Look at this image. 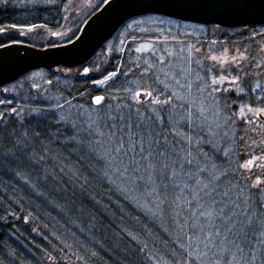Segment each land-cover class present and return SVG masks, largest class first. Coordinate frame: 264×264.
I'll return each mask as SVG.
<instances>
[{
    "label": "rangeland",
    "instance_id": "obj_1",
    "mask_svg": "<svg viewBox=\"0 0 264 264\" xmlns=\"http://www.w3.org/2000/svg\"><path fill=\"white\" fill-rule=\"evenodd\" d=\"M101 4L103 0H68L63 22L21 35L38 45L68 39ZM44 5L0 0V10ZM207 33L206 26L163 17L135 18L87 65L52 69L47 75L36 71L1 89L0 107L19 121L52 120L57 130L73 137L70 155L93 157L112 173L114 184H131L132 192L150 196L146 213L162 226L164 217H170L157 211L163 205L155 189L164 191L161 200L169 201L172 216L169 222L164 219L169 232L164 231L186 254L184 264H262L264 207L255 200H264V187L257 188L264 183V124L258 120L264 113V84L249 74L243 80L235 77L248 58L230 44L202 41ZM83 76L99 77L92 84L100 96L73 94L72 86ZM115 77L120 92L110 83ZM137 93L149 97L137 101ZM156 99L168 103H153ZM137 124L141 129H135ZM125 125L144 130V137L132 135ZM257 180L261 183L255 186ZM221 209L235 213L233 219H222ZM243 243L250 249L240 251Z\"/></svg>",
    "mask_w": 264,
    "mask_h": 264
},
{
    "label": "trees",
    "instance_id": "obj_2",
    "mask_svg": "<svg viewBox=\"0 0 264 264\" xmlns=\"http://www.w3.org/2000/svg\"><path fill=\"white\" fill-rule=\"evenodd\" d=\"M28 1L47 5L0 10V46L22 43L44 48L64 44L77 36L88 17L72 37L34 44L21 34L33 28L49 30L56 27L57 20L63 22L68 0ZM206 28L208 35L202 41L226 47L230 44L248 58L235 77L243 80L249 74L264 84V26ZM113 61L119 62L117 57ZM39 72L47 75L49 71ZM98 78L76 80L73 94L84 92L90 99L100 96L92 84ZM116 80L118 77L110 83L120 92V83L114 85ZM241 102H245L244 97ZM14 117L0 107V264H184L188 260L172 244V234L164 231L169 232L165 217L162 226L146 213L150 210L146 201L152 203L150 196L145 199L147 194L132 192L131 184H114L112 173L98 167L93 157L70 155L73 137L57 130L52 120L19 121ZM260 186L264 183L257 188ZM155 191L163 205H158L157 211L171 218L169 201L161 200L165 192L157 187ZM261 201L255 200L258 205ZM182 216L180 210L178 218ZM242 247L249 250L251 246L243 243ZM218 256L217 261L222 262L220 253Z\"/></svg>",
    "mask_w": 264,
    "mask_h": 264
},
{
    "label": "water",
    "instance_id": "obj_3",
    "mask_svg": "<svg viewBox=\"0 0 264 264\" xmlns=\"http://www.w3.org/2000/svg\"><path fill=\"white\" fill-rule=\"evenodd\" d=\"M149 15L225 29L262 27L264 0H107L67 44L46 48L17 43L1 46L0 88L39 69L82 65L126 22ZM147 97L139 93L136 99L144 101ZM258 118L264 123V113Z\"/></svg>",
    "mask_w": 264,
    "mask_h": 264
},
{
    "label": "snow or ice",
    "instance_id": "obj_4",
    "mask_svg": "<svg viewBox=\"0 0 264 264\" xmlns=\"http://www.w3.org/2000/svg\"><path fill=\"white\" fill-rule=\"evenodd\" d=\"M4 2H6V0H4ZM193 6H195V5H193ZM213 59H215V58H213ZM85 71H87V69H85ZM213 82L216 83V81H213ZM137 95H139V93H137ZM100 99L101 98H97V103H99V100ZM153 103L161 104V103H168V101L161 102L159 99H156V100L153 101ZM125 127L129 130V132L132 133V135H140L142 138L145 135V131L144 130H141V131H133V126L132 125H125ZM135 129H141V124L135 125ZM117 151H120V148H117ZM159 155L163 156L164 153L163 152H160ZM188 163H191V161H188ZM260 183H261V181L257 180V185H255V186H258ZM260 191L262 193H264V189H261ZM261 203L264 204V200H262ZM221 214H222V217L221 218L224 219L226 217V220L227 221H231L233 219V216L235 215V213H233L232 215H228L224 211V209H221ZM262 215H264V214H262ZM261 225H262V227H261V230L259 232V236L260 237H264V221H261ZM246 226H247V228H251L252 227V221L251 220H248ZM232 230L233 229L231 227L228 228L229 233H231ZM245 234H247V233H245ZM259 242L260 243H264V240H260ZM240 251H243V248H240Z\"/></svg>",
    "mask_w": 264,
    "mask_h": 264
}]
</instances>
